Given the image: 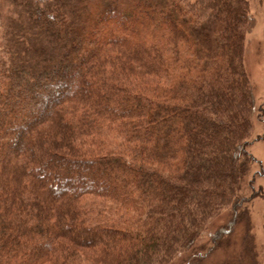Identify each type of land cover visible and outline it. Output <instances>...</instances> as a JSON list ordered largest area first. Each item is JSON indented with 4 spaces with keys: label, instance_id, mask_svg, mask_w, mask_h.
I'll return each mask as SVG.
<instances>
[{
    "label": "trees",
    "instance_id": "obj_1",
    "mask_svg": "<svg viewBox=\"0 0 264 264\" xmlns=\"http://www.w3.org/2000/svg\"><path fill=\"white\" fill-rule=\"evenodd\" d=\"M249 25L247 0H0V264H167L222 213L207 251L261 264Z\"/></svg>",
    "mask_w": 264,
    "mask_h": 264
},
{
    "label": "rangeland",
    "instance_id": "obj_2",
    "mask_svg": "<svg viewBox=\"0 0 264 264\" xmlns=\"http://www.w3.org/2000/svg\"><path fill=\"white\" fill-rule=\"evenodd\" d=\"M247 2L250 25L244 35L243 63L253 86L255 109L251 116L252 130L246 149L257 160L253 168L257 171L253 179L257 195L249 206L258 258L264 264V0ZM225 220L226 213H222L202 231L204 233L196 239L194 247L176 254L167 264H221L229 256L230 250L217 248L212 252L207 251L208 235L215 231L216 225L224 224Z\"/></svg>",
    "mask_w": 264,
    "mask_h": 264
}]
</instances>
